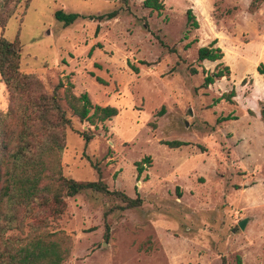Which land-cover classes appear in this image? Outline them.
<instances>
[{"label": "rangeland", "instance_id": "374dc122", "mask_svg": "<svg viewBox=\"0 0 264 264\" xmlns=\"http://www.w3.org/2000/svg\"><path fill=\"white\" fill-rule=\"evenodd\" d=\"M159 1L156 13L142 0H21L0 29L8 41L17 34L21 73L47 92L61 84L71 125L62 175L140 200L121 209L115 196L82 191L46 231L66 251L62 264H264V82L255 72L264 65V0L256 9L251 0ZM56 10L78 18L63 27ZM112 10L115 18H96ZM212 40L222 57L197 62V48ZM223 67L228 77L200 88ZM230 90L232 104L214 103ZM69 94L117 114L79 122ZM7 104L4 88L0 112ZM225 116L235 119L218 123ZM82 130L92 136L86 144ZM171 141L183 145H163Z\"/></svg>", "mask_w": 264, "mask_h": 264}, {"label": "trees", "instance_id": "16d2710c", "mask_svg": "<svg viewBox=\"0 0 264 264\" xmlns=\"http://www.w3.org/2000/svg\"><path fill=\"white\" fill-rule=\"evenodd\" d=\"M28 1L24 0L23 6ZM20 2L0 0V29ZM260 2L251 0L250 8L256 9ZM141 7L159 13L162 3L159 0H142ZM116 15L117 10H112L96 18L110 20ZM77 18V14H65L61 10L53 13V19L63 27L71 25ZM185 19L190 28L197 29L190 9L185 11ZM214 44L215 40H212L207 46L197 48L196 61L219 60L222 54L217 47H213ZM19 51L17 34L12 41L0 36V82L5 85L8 99L5 111L0 112V264H62L66 251L61 243L51 239L52 234L46 229L49 221L58 220L65 212V199L82 191H91L119 198L123 203L121 209L138 207L140 200L108 191L100 180L81 182L62 175L59 160L65 146V131L71 125L59 104L61 84L57 83L51 92H47L34 75L21 73L18 68ZM190 72L196 74L193 69ZM255 72L264 82V65L258 64ZM228 75L227 67L206 74L200 88L206 89L215 80ZM96 81L101 82L99 79ZM232 97L234 92L230 90L214 103L223 100L232 104ZM68 99L67 106L79 122L93 125L117 114L114 107L90 105L85 94L78 97L69 94ZM90 109L92 113L88 115ZM260 113V120L264 123V110ZM234 119L225 116L218 123ZM76 134L85 144L92 139L87 131ZM163 145L178 148L183 143L171 141ZM147 161L148 158L141 160ZM135 168L137 175L141 174L140 162L135 163ZM221 264H225L223 260ZM235 264H241L239 257H235Z\"/></svg>", "mask_w": 264, "mask_h": 264}, {"label": "water", "instance_id": "95a60500", "mask_svg": "<svg viewBox=\"0 0 264 264\" xmlns=\"http://www.w3.org/2000/svg\"><path fill=\"white\" fill-rule=\"evenodd\" d=\"M244 220H241L239 223H238V228L239 229H242L243 228V226H244Z\"/></svg>", "mask_w": 264, "mask_h": 264}, {"label": "clouds", "instance_id": "9594fccd", "mask_svg": "<svg viewBox=\"0 0 264 264\" xmlns=\"http://www.w3.org/2000/svg\"><path fill=\"white\" fill-rule=\"evenodd\" d=\"M4 88H5V85L3 83H0V92H2Z\"/></svg>", "mask_w": 264, "mask_h": 264}, {"label": "crops", "instance_id": "0c3cea01", "mask_svg": "<svg viewBox=\"0 0 264 264\" xmlns=\"http://www.w3.org/2000/svg\"><path fill=\"white\" fill-rule=\"evenodd\" d=\"M258 77H260V79H261V76H258Z\"/></svg>", "mask_w": 264, "mask_h": 264}]
</instances>
